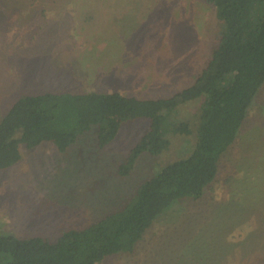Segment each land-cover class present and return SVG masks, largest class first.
I'll return each instance as SVG.
<instances>
[{
    "label": "rangeland",
    "instance_id": "obj_1",
    "mask_svg": "<svg viewBox=\"0 0 264 264\" xmlns=\"http://www.w3.org/2000/svg\"><path fill=\"white\" fill-rule=\"evenodd\" d=\"M222 28L207 0H0V117L21 94L47 89L171 95L194 81ZM200 101L180 110L193 128ZM134 124L103 148L89 134L66 151L47 141L21 144L19 161L0 171V233L54 241L63 229L121 206L193 144V136L176 134L162 154L144 153L129 174H118L142 131ZM230 171L234 179L223 185ZM219 180L216 202L180 199L146 232L137 253L102 264H264V247L253 244L262 219L257 232L237 238L247 229L239 220L264 219V85L224 155ZM245 239L251 244L244 246Z\"/></svg>",
    "mask_w": 264,
    "mask_h": 264
},
{
    "label": "trees",
    "instance_id": "obj_2",
    "mask_svg": "<svg viewBox=\"0 0 264 264\" xmlns=\"http://www.w3.org/2000/svg\"><path fill=\"white\" fill-rule=\"evenodd\" d=\"M207 1L214 5L223 28L191 84L160 97L119 90L23 93L0 117V171L19 161L21 144L31 148L47 141L66 151L89 134L103 148L117 139L124 125L135 123L142 129L139 139L117 169L127 175L142 154H162L172 136L194 137L186 156L160 167L121 206L88 225L63 229L54 241L0 233V264H102L110 256H133L146 232L180 199L205 203L214 196L210 200L217 201L224 155L237 141L264 85V0ZM193 100H201L194 128L180 116L182 105ZM234 176L230 171L220 182L230 186ZM256 218L255 222L253 215L239 220L247 229L239 231L237 238L244 239L261 226L260 239L253 243L260 248L264 247V219ZM243 243L251 244L247 239Z\"/></svg>",
    "mask_w": 264,
    "mask_h": 264
}]
</instances>
